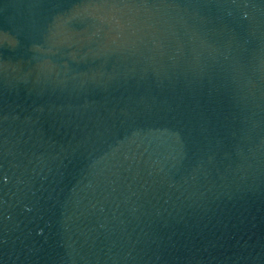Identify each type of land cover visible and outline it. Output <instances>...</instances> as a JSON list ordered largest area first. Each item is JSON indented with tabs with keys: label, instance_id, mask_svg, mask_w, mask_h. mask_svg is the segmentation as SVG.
Instances as JSON below:
<instances>
[{
	"label": "water",
	"instance_id": "obj_1",
	"mask_svg": "<svg viewBox=\"0 0 264 264\" xmlns=\"http://www.w3.org/2000/svg\"><path fill=\"white\" fill-rule=\"evenodd\" d=\"M0 264H264V0H0Z\"/></svg>",
	"mask_w": 264,
	"mask_h": 264
}]
</instances>
